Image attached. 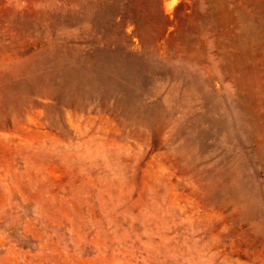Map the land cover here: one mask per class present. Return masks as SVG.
<instances>
[{"label": "rangeland", "instance_id": "obj_1", "mask_svg": "<svg viewBox=\"0 0 264 264\" xmlns=\"http://www.w3.org/2000/svg\"><path fill=\"white\" fill-rule=\"evenodd\" d=\"M0 264H264V0H0Z\"/></svg>", "mask_w": 264, "mask_h": 264}]
</instances>
